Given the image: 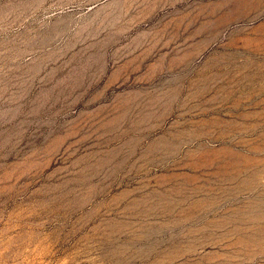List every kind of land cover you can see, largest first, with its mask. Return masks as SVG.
Here are the masks:
<instances>
[{
  "label": "rangeland",
  "instance_id": "rangeland-1",
  "mask_svg": "<svg viewBox=\"0 0 264 264\" xmlns=\"http://www.w3.org/2000/svg\"><path fill=\"white\" fill-rule=\"evenodd\" d=\"M0 264H264V0H0Z\"/></svg>",
  "mask_w": 264,
  "mask_h": 264
}]
</instances>
